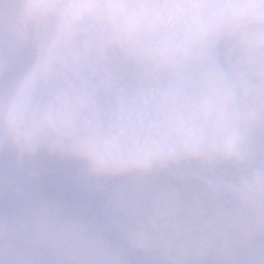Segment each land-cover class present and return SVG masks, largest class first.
Here are the masks:
<instances>
[{
    "label": "clouds",
    "instance_id": "1",
    "mask_svg": "<svg viewBox=\"0 0 264 264\" xmlns=\"http://www.w3.org/2000/svg\"><path fill=\"white\" fill-rule=\"evenodd\" d=\"M0 264H264V0H0Z\"/></svg>",
    "mask_w": 264,
    "mask_h": 264
}]
</instances>
